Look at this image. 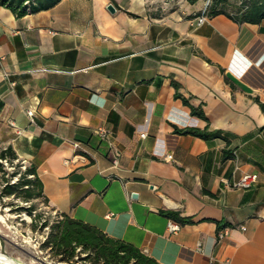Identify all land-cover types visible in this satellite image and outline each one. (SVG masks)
Returning a JSON list of instances; mask_svg holds the SVG:
<instances>
[{
  "label": "crops",
  "instance_id": "1",
  "mask_svg": "<svg viewBox=\"0 0 264 264\" xmlns=\"http://www.w3.org/2000/svg\"><path fill=\"white\" fill-rule=\"evenodd\" d=\"M203 1L0 5V145L35 165L48 208L161 264H264V18L231 5L197 25ZM206 126L224 138L184 132ZM243 173L257 182L229 185Z\"/></svg>",
  "mask_w": 264,
  "mask_h": 264
},
{
  "label": "trees",
  "instance_id": "2",
  "mask_svg": "<svg viewBox=\"0 0 264 264\" xmlns=\"http://www.w3.org/2000/svg\"><path fill=\"white\" fill-rule=\"evenodd\" d=\"M58 0H0V5L9 8L17 17L29 12H37L53 6ZM193 3L196 0H188ZM235 4L232 17L238 21L259 22L264 18V0H248L247 6L242 8ZM229 0H214L210 6V15L223 12L230 7ZM242 9V10H241ZM176 85V84H175ZM176 96L182 98L184 104L191 109V114L206 119L199 107L189 104L187 99L175 92ZM264 111V103L260 102ZM185 133L198 136L202 139L224 138L219 129H203L190 127L184 130ZM10 164L13 169L5 170V164ZM0 204L3 197L20 198L23 201H32L40 197L46 201L43 194V186L38 177L36 167L33 163H24L18 157L11 145H0ZM10 211H26V206L12 204ZM169 217L179 222L186 223L190 220L182 218L175 212H167ZM47 228L45 239L41 247H48L58 261L74 262L75 258L87 260L90 264H161L153 257L142 252L138 247L121 239L113 238L101 229L62 213L54 222L50 223L45 219L39 228ZM85 253L84 256H80Z\"/></svg>",
  "mask_w": 264,
  "mask_h": 264
},
{
  "label": "rangeland",
  "instance_id": "3",
  "mask_svg": "<svg viewBox=\"0 0 264 264\" xmlns=\"http://www.w3.org/2000/svg\"><path fill=\"white\" fill-rule=\"evenodd\" d=\"M229 2L235 7L232 0ZM4 164L6 171L13 169L10 164ZM2 203L4 206L0 204L1 252L7 256L18 258L26 264H90L87 260L77 257L74 262L58 261L51 256L48 247H41L48 228H39L41 223L45 219L52 223L60 215V213L48 208L42 198L37 197L32 201H23L11 196L3 197ZM12 204L26 206L27 209L26 211L12 212L10 211L13 207ZM84 255L85 253L80 254V256Z\"/></svg>",
  "mask_w": 264,
  "mask_h": 264
},
{
  "label": "built area",
  "instance_id": "4",
  "mask_svg": "<svg viewBox=\"0 0 264 264\" xmlns=\"http://www.w3.org/2000/svg\"><path fill=\"white\" fill-rule=\"evenodd\" d=\"M214 0H204L203 5L199 11V14L196 17V24L200 25L208 18L211 16L210 15V6L212 5ZM248 0H236V4L238 6H241L242 8H245L247 6ZM242 10V9H241ZM55 71H60L56 70ZM35 110L33 108H27L26 113L30 119H32L34 115ZM10 124L14 125V122L10 120ZM98 133L102 136L105 137L108 135V130L107 129H99ZM141 136H145V133H141ZM74 147H78L79 144L77 141L73 142ZM120 152L117 148H113V162L116 163L118 160ZM165 160H171L172 159V154H165L164 155ZM24 163H26L23 160ZM258 180V175L256 173H243L238 179H235L230 182V186L237 188V189H246L250 188L255 182ZM229 183V182H228ZM180 226L178 223L174 222L173 220H169L167 224V230L171 233H175L179 230ZM244 228V227H242Z\"/></svg>",
  "mask_w": 264,
  "mask_h": 264
},
{
  "label": "bare ground",
  "instance_id": "5",
  "mask_svg": "<svg viewBox=\"0 0 264 264\" xmlns=\"http://www.w3.org/2000/svg\"><path fill=\"white\" fill-rule=\"evenodd\" d=\"M0 264H26V263L18 258L7 256L6 254L0 251Z\"/></svg>",
  "mask_w": 264,
  "mask_h": 264
},
{
  "label": "water",
  "instance_id": "6",
  "mask_svg": "<svg viewBox=\"0 0 264 264\" xmlns=\"http://www.w3.org/2000/svg\"><path fill=\"white\" fill-rule=\"evenodd\" d=\"M108 9L110 10V11H113L114 10V6L110 3L109 5H108ZM134 196H135V194H133Z\"/></svg>",
  "mask_w": 264,
  "mask_h": 264
}]
</instances>
